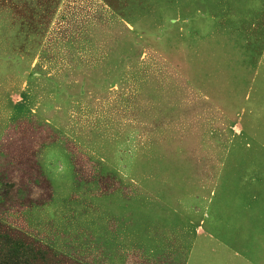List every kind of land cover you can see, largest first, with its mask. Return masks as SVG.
<instances>
[{"label":"rangeland","instance_id":"rangeland-1","mask_svg":"<svg viewBox=\"0 0 264 264\" xmlns=\"http://www.w3.org/2000/svg\"><path fill=\"white\" fill-rule=\"evenodd\" d=\"M201 221L263 233L264 0H0V264H197Z\"/></svg>","mask_w":264,"mask_h":264},{"label":"crops","instance_id":"crops-1","mask_svg":"<svg viewBox=\"0 0 264 264\" xmlns=\"http://www.w3.org/2000/svg\"><path fill=\"white\" fill-rule=\"evenodd\" d=\"M240 226L245 227V228H249V229H253V230H263V233L261 236L256 235V233L254 234L257 237H254L251 241L253 242V247H251L249 249V251H247L249 253L248 256L244 257L242 255H240L239 253H235V255L231 258V256H228V258L225 260H223V258H218L217 260L215 259H208L206 260L205 258H202L205 254V252L207 254H214L216 251L214 248H209V245H213L215 243H217V239L214 237H212L211 235H209V232L205 230V221H201L200 222V226L198 227V230L196 232V241L192 244V246H195V244L197 243L199 246H202V248H199V259L197 261V264H264V223L263 222H256V221H251V222H247L244 224H240ZM238 227V226H237ZM137 231L134 232V234ZM133 234V236H134ZM208 235V236H207ZM132 236V237H133ZM207 236L206 238H201ZM179 241H182L184 239L179 238ZM135 240H138L135 237ZM139 241V240H138ZM191 241V240H190ZM189 244H191L189 242ZM144 244L140 241L138 244V249H136L137 255L141 257L142 260H150L151 262H156L157 260H153L150 258V254L148 255H143L142 251ZM144 257V258H143ZM184 264H188V261L186 260Z\"/></svg>","mask_w":264,"mask_h":264}]
</instances>
